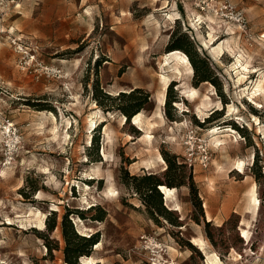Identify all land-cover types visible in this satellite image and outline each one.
<instances>
[{"label": "rangeland", "instance_id": "1", "mask_svg": "<svg viewBox=\"0 0 264 264\" xmlns=\"http://www.w3.org/2000/svg\"><path fill=\"white\" fill-rule=\"evenodd\" d=\"M203 1L0 0V264H65L60 221L68 211L77 233L99 237L80 264H207L209 254L215 264H264V0H230L245 30ZM173 37L192 43L215 83L197 82L189 61L192 72L169 82L175 110L159 101L161 77L175 65ZM95 84L112 96L148 92L141 127L104 111ZM193 87L195 97H183ZM162 153L191 173L214 244L192 219L186 186L163 197L181 221L174 227L150 219L122 183L125 171L171 178Z\"/></svg>", "mask_w": 264, "mask_h": 264}, {"label": "trees", "instance_id": "2", "mask_svg": "<svg viewBox=\"0 0 264 264\" xmlns=\"http://www.w3.org/2000/svg\"><path fill=\"white\" fill-rule=\"evenodd\" d=\"M174 33V32H173ZM172 33V35H173ZM167 52L179 50L183 51L188 57L193 70L194 77H196L197 82H211L215 85L213 79V72L206 60L198 59L197 53L190 41L184 39L181 44L177 43L175 37L170 41L167 47ZM191 51L194 53L192 54ZM174 82H171L166 90L165 97V107H172V103L178 102V97L173 93L172 87ZM219 96L221 97L222 103L226 104L227 101L224 98L223 93L219 90ZM93 98L96 103L104 110H118L126 118V122L130 120L135 114H137L150 102V94L142 89H133L128 93H118L116 96H112L100 89L98 84L94 85ZM221 115L220 112L215 111L212 113ZM167 117L170 120H174L170 113H167ZM211 116L206 119L205 122H209ZM204 123H199L202 126ZM236 130L243 132L244 128H239L237 125L231 123ZM95 152L98 153V139L95 140ZM164 160L168 163V167L165 170V177L171 174V178L163 179L156 174H144L140 176L129 175L127 171L121 176V181L127 186L132 192L138 195L139 200L145 207L147 216L155 222H158L159 218H163L170 225L174 227H181V221L179 217L173 213V211L168 210L163 204V196L159 190L160 185H165L169 188H179L181 186H186L190 193V202L193 206L192 219L197 223H203L204 231L209 240L213 243V238L210 233V223L206 222L204 219L203 209L201 207V201L198 196V192L193 182L191 173L188 172L187 177L184 176V165H178L174 162V156H170L167 153H162ZM99 156L96 157L95 161H99ZM260 170L256 172V177L259 176ZM23 192V191H21ZM24 194V193H23ZM94 208V207H92ZM53 215V223L47 227L48 231H53L57 225L55 219V213ZM79 215L83 217L84 212L80 211ZM69 211L66 212L60 221V229L64 239L63 247V258L65 264H80L78 261L81 257H90L93 247L99 242L98 234H92L90 236L80 235L75 231L73 223L68 218ZM105 213L102 212L101 215L94 217V220L102 221L104 219ZM236 215H232V218ZM236 227V224H235ZM220 230V228L218 229ZM214 244V243H213ZM49 251L58 250V246L47 247ZM98 264V263H95Z\"/></svg>", "mask_w": 264, "mask_h": 264}, {"label": "bare ground", "instance_id": "3", "mask_svg": "<svg viewBox=\"0 0 264 264\" xmlns=\"http://www.w3.org/2000/svg\"><path fill=\"white\" fill-rule=\"evenodd\" d=\"M219 49V48H218ZM168 58H171L173 59V61H175V65H174V68H173V71L171 73V77L170 76H165L163 75L161 78L163 80V86H162V93H161V96H160V104L163 105L164 104V101H165V93H166V90H167V86L170 82V80H172V78H179L181 76H184L183 75V70L185 71H188V73H191L192 72V68H191V65L189 63V60L187 58V56L180 52L179 50H174V51H170L168 52V55H167ZM241 58V57H240ZM167 60V59H166ZM187 76V74H186ZM180 83V82H179ZM186 85V84H185ZM188 85V84H187ZM179 86V85H178ZM187 87V86H186ZM190 87V86H189ZM212 91V90H211ZM182 93H183V97H195V94L197 93V89L196 88H184L182 89ZM263 94V93H262ZM178 104V102L176 103ZM180 104V103H179ZM201 104V103H200ZM199 106V105H198ZM184 107V106H183ZM204 107V106H203ZM202 112V110H201ZM54 117V116H53ZM141 113L138 112L137 114H135L133 116V119H132V124H137L138 126L141 124ZM135 126V125H134ZM143 126V125H142ZM146 126V125H145ZM155 126V125H154ZM141 127V125H140ZM152 127V126H150ZM158 127V126H157ZM147 128V127H146ZM145 128V129H146ZM56 129V127L54 128ZM232 129V128H231ZM213 131L215 129H212ZM143 131V130H142ZM226 131H229V130H226ZM145 132V131H144ZM143 132V134H144ZM148 132V131H147ZM233 132V131H232ZM264 132V131H263ZM56 134V133H55ZM263 134V133H262ZM229 136V135H228ZM130 137V135H129ZM150 137V136H149ZM142 138V137H141ZM148 138V137H147ZM235 140V139H234ZM217 141H219V139H217ZM223 141V140H222ZM103 155L105 156V152L103 151ZM160 158L159 161H161L162 163H164L165 161L162 159L161 155L158 157V159ZM149 164V163H148ZM152 164V163H151ZM152 166V165H151ZM235 170H239L241 172H244V161L243 160H236L235 162ZM159 190L162 191V194H163V197H164V200L166 202H169L175 195L176 193V188H169L165 185H160L159 186ZM248 194L250 196V201L252 202V206H253V209H254V212H256V210L258 209V206H259V200L257 199V197L255 196L256 194V191H255V186L252 187L249 191H248ZM84 201V200H83ZM174 210H178V206L174 207L173 208ZM207 219L210 220L209 218V215L207 214L206 215ZM242 224V222L240 223ZM247 224V223H246ZM243 226V225H242ZM250 226V225H248ZM84 229V228H83ZM82 229V230H83ZM81 230V229H80ZM86 231V230H85ZM239 231L241 233V237L243 238H246V240L248 241L249 238H250V234H249V231L246 230V229H243V228H239ZM251 233V232H250ZM88 234V233H87ZM201 238V237H200ZM198 239V238H192V243L195 244L196 246H199V248L203 249V246H204V242L201 240V239ZM97 246L99 245V242L96 244ZM205 247V246H204ZM206 250V249H205ZM214 253V252H212ZM211 254H209L210 256ZM213 255V254H212ZM205 257L207 258L206 260V263L207 264H215L216 262H218L219 260L213 255V257ZM83 259H92V258H89V257H82ZM156 264V263H155Z\"/></svg>", "mask_w": 264, "mask_h": 264}, {"label": "built area", "instance_id": "4", "mask_svg": "<svg viewBox=\"0 0 264 264\" xmlns=\"http://www.w3.org/2000/svg\"><path fill=\"white\" fill-rule=\"evenodd\" d=\"M209 1L213 2V3H217L218 9L221 12L228 15V17L236 23V25L239 29H241V30L246 29L247 23H246V20H245L243 13L240 10H238L237 8H235L231 4L230 0H204L203 3L205 2L206 5H208ZM11 126H8V127H11ZM8 132H10V130H8ZM13 134H15V131Z\"/></svg>", "mask_w": 264, "mask_h": 264}, {"label": "water", "instance_id": "5", "mask_svg": "<svg viewBox=\"0 0 264 264\" xmlns=\"http://www.w3.org/2000/svg\"><path fill=\"white\" fill-rule=\"evenodd\" d=\"M162 193V191H160Z\"/></svg>", "mask_w": 264, "mask_h": 264}, {"label": "crops", "instance_id": "6", "mask_svg": "<svg viewBox=\"0 0 264 264\" xmlns=\"http://www.w3.org/2000/svg\"><path fill=\"white\" fill-rule=\"evenodd\" d=\"M207 218V217H206ZM208 220V219H207Z\"/></svg>", "mask_w": 264, "mask_h": 264}]
</instances>
